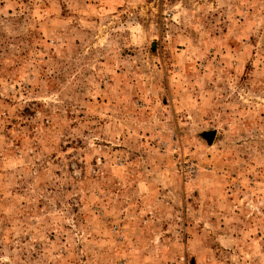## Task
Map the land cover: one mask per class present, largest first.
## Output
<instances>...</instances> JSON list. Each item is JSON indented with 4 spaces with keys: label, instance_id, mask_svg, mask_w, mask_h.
Masks as SVG:
<instances>
[{
    "label": "rangeland",
    "instance_id": "obj_1",
    "mask_svg": "<svg viewBox=\"0 0 264 264\" xmlns=\"http://www.w3.org/2000/svg\"><path fill=\"white\" fill-rule=\"evenodd\" d=\"M0 264H264V0H0Z\"/></svg>",
    "mask_w": 264,
    "mask_h": 264
},
{
    "label": "water",
    "instance_id": "obj_2",
    "mask_svg": "<svg viewBox=\"0 0 264 264\" xmlns=\"http://www.w3.org/2000/svg\"><path fill=\"white\" fill-rule=\"evenodd\" d=\"M204 136H205L206 138H208L210 141H212L213 138H214V134H210V133H207V134H205Z\"/></svg>",
    "mask_w": 264,
    "mask_h": 264
}]
</instances>
